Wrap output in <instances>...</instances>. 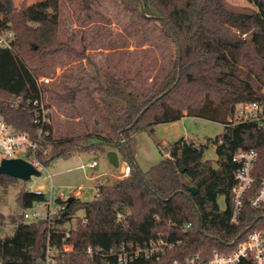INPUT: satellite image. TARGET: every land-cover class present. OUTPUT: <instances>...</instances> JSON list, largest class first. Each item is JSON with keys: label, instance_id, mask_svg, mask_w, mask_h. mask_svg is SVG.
<instances>
[{"label": "trees", "instance_id": "trees-1", "mask_svg": "<svg viewBox=\"0 0 264 264\" xmlns=\"http://www.w3.org/2000/svg\"><path fill=\"white\" fill-rule=\"evenodd\" d=\"M93 1L78 0L79 10H90ZM141 1L144 14L138 0H115L129 13L130 21L139 25L144 39L158 40L163 46L162 64L151 84L139 88L133 77L111 73L88 59L94 70L90 76L93 87L77 83L50 96L59 108L74 107L78 97L84 96L89 117L71 124L60 137L54 136L53 124L49 126L50 146L45 154L38 153L44 165L49 166L55 158L100 151L105 145L120 153L130 168L126 177L99 183L93 199L74 198L68 204V216L77 210H82L83 216L71 230L69 241L74 250L67 255V264H85L86 246L109 248L124 241L143 242L170 228L181 239L171 257L178 253L207 256L216 249L227 250L246 226L229 221L237 168L232 156L237 149L253 148L264 169V120L229 121L237 103L264 101V0H248L252 9L247 10L232 9L225 0ZM59 3L41 0L0 20V31L10 30L14 35L11 48H0L1 98L45 99L44 88L36 82V69L26 59L38 57L44 62L50 54L61 52L73 58L84 57L69 41L58 40ZM0 112L18 130L33 128L21 109L0 106ZM184 116L218 121L224 129L206 143L184 137L175 140L168 156L141 171L133 162L129 146L133 134L140 130L152 133L156 124ZM88 121H93L92 131L85 128ZM208 143L215 145V163L204 158ZM15 179L0 174V190L5 192ZM220 195L225 197V209L218 207ZM39 200L42 196L20 188L14 200L17 210L8 215L0 211L2 264H39L47 219L28 222L23 218L24 210ZM244 212L251 219L261 215L247 206ZM185 222L191 227L181 231L179 227ZM5 223L10 225L8 233L2 232Z\"/></svg>", "mask_w": 264, "mask_h": 264}, {"label": "rangeland", "instance_id": "rangeland-1", "mask_svg": "<svg viewBox=\"0 0 264 264\" xmlns=\"http://www.w3.org/2000/svg\"><path fill=\"white\" fill-rule=\"evenodd\" d=\"M41 0H0V20L6 16L17 15L28 6ZM227 5L235 10L252 9L248 0H225ZM59 17L57 37L61 42L69 41L73 50L83 52L84 57H71L64 52L50 54L44 62L38 57L26 59L29 66L36 69V77H48V82L40 83L44 88L43 96L51 102L53 117V134L56 137L64 135L71 124L82 123L87 120L89 113L84 108V96L78 97L75 106L59 108L50 99L55 90L62 91L63 87H71L81 83L93 87L95 82L90 76L94 70L88 59L95 64L112 72L134 78L139 88L148 87L152 78L159 71L162 64L164 49L158 40L148 42L138 31L139 25L130 21L127 11H124L115 0H95L88 11L79 10L78 0L70 2L59 0ZM9 4L11 9L8 11ZM87 131H92L93 121L85 125ZM222 123L200 117L184 116L179 119L161 122L155 125L152 133L140 130L133 134L129 141L133 162L141 171L147 170L168 154L170 145L175 140L184 137L198 143H206L223 130ZM109 147L103 145L101 150H90L67 158H55L48 166L47 171L52 174L53 201L52 209L57 204L55 197L59 191L66 192L68 188L81 186L80 200H91L96 194L99 183L120 176L121 167L127 160L119 153L118 167H114L106 154ZM204 158L215 163V145L208 143L204 150ZM95 161L94 167L88 165ZM46 170L36 183L48 187L49 183L43 179ZM32 182L15 179L5 192L0 190V211L5 215L14 213L15 194L24 184ZM35 183V184H36ZM35 185H33L34 187ZM48 190V188L46 189ZM217 204L225 209L226 202L223 195L218 196ZM41 202L27 208L28 213L36 211L38 217H43L46 208ZM83 216L82 210H77L65 222V227L73 226L77 218ZM10 231V225L5 223L3 233Z\"/></svg>", "mask_w": 264, "mask_h": 264}, {"label": "built area", "instance_id": "built-area-1", "mask_svg": "<svg viewBox=\"0 0 264 264\" xmlns=\"http://www.w3.org/2000/svg\"><path fill=\"white\" fill-rule=\"evenodd\" d=\"M14 38L10 30L0 31V48L9 49L12 46ZM48 77H39L36 79L38 85L42 82H48ZM0 106H6L14 109H21L29 116V122L33 126L31 130H18L3 116L0 112V162L3 159L22 158L30 162L39 170V175H31L21 190L32 192L42 196V200L33 201L28 207L38 205L43 202L46 213L43 217H38V213L33 211L28 213L26 209L23 212L25 221H35L38 219H47L48 227L43 235L42 258L39 264H67L65 259L67 255L73 252L74 246L69 241L73 226L65 227V222L69 220L66 199L70 196L78 198L82 187L68 188L66 192L59 191L55 197L56 209L51 207L53 201L52 174L47 171L48 166L44 165L38 157V153L45 154L50 146L48 137L52 135L49 126L54 124L52 117V105L47 104L41 96L34 99H24L21 96L0 97ZM264 120V101H243L236 104L233 114L229 117L230 123L245 121ZM168 156V154H166ZM232 160L237 163V168L233 173V184L230 197L229 221L232 225L238 226L246 223L244 230L229 243L227 250H213L207 256L199 253L183 255L181 253L170 256L181 244V239L176 235L175 230L171 228L166 231H159L148 240L143 242H120L113 244L109 248L102 246H86L83 254L87 257L85 264H131L137 261H151L153 264H264V169L258 162V156L253 148L237 149ZM95 161L88 165L94 167ZM46 170L43 179L47 180L46 186L36 183ZM120 176H127L130 168L125 164L120 169ZM36 183V184H35ZM33 185H35L33 187ZM261 214L255 219H251L245 214L244 208ZM67 218L58 222L61 217ZM191 227L190 222L180 225L181 231H186ZM0 264L2 260L0 259Z\"/></svg>", "mask_w": 264, "mask_h": 264}, {"label": "water", "instance_id": "water-1", "mask_svg": "<svg viewBox=\"0 0 264 264\" xmlns=\"http://www.w3.org/2000/svg\"><path fill=\"white\" fill-rule=\"evenodd\" d=\"M138 2H139L140 12L142 14H144V7H143L142 1L138 0ZM146 107H144V109H146ZM144 109H142V111L140 112L139 115L142 114ZM124 149H125V154L128 156V151L126 150V146H124ZM106 156L109 159V162L114 167H118V163H119L118 154L115 150H109L107 152ZM180 170H182V168ZM0 174H5L7 176H10V177H13L16 179H20V180L22 179L25 181V180L29 179V177L31 175L38 176L40 173H39V170L37 168H35L30 162H28L22 158H11V159H3L0 162ZM139 175L141 176L140 173H139ZM190 189L192 192H195L194 186H191ZM71 201H73L72 196H70L66 199L67 204H69ZM194 209L198 215V211H197L195 206H194ZM66 213H67V211L63 212V214H66ZM198 229H199V231H202L200 226H198ZM207 237H209L210 239H216V237H214V236L208 235Z\"/></svg>", "mask_w": 264, "mask_h": 264}, {"label": "crops", "instance_id": "crops-1", "mask_svg": "<svg viewBox=\"0 0 264 264\" xmlns=\"http://www.w3.org/2000/svg\"><path fill=\"white\" fill-rule=\"evenodd\" d=\"M116 152H117V151H116ZM117 154H118V156H119V153H118V152H117ZM125 164H126V163H125ZM125 164H124V165H125ZM124 165H123V166H124Z\"/></svg>", "mask_w": 264, "mask_h": 264}]
</instances>
